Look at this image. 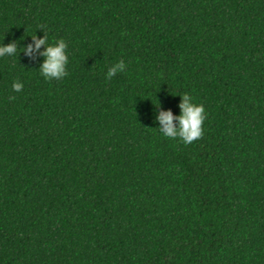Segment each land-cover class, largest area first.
Instances as JSON below:
<instances>
[{
  "label": "trees",
  "instance_id": "trees-1",
  "mask_svg": "<svg viewBox=\"0 0 264 264\" xmlns=\"http://www.w3.org/2000/svg\"><path fill=\"white\" fill-rule=\"evenodd\" d=\"M41 27L61 79L22 52ZM12 40L0 264H264V0H0ZM185 93L207 112L190 144L155 121Z\"/></svg>",
  "mask_w": 264,
  "mask_h": 264
},
{
  "label": "clouds",
  "instance_id": "clouds-1",
  "mask_svg": "<svg viewBox=\"0 0 264 264\" xmlns=\"http://www.w3.org/2000/svg\"><path fill=\"white\" fill-rule=\"evenodd\" d=\"M39 30L44 35L42 37H37L36 34L31 36L34 43L22 47V52L28 57H32L34 53H39V56L43 58L39 67V73L45 80L61 79L67 76V65L69 64L67 42L61 38L49 43L48 35L43 27ZM42 46L43 51H40ZM17 49L18 44L16 40H12L6 45L0 44V58L15 56ZM126 69V63L120 60L108 68L106 79L110 80L116 74L125 72ZM12 88L14 91L20 92L23 89V83L16 81L13 83ZM179 96L180 114L174 116L170 109L159 111L155 115V121L159 125L156 128L165 138L172 140L179 139L184 144H190L202 137V125L206 119L207 112L204 105L196 103L191 95L185 93ZM159 107L160 105L157 108Z\"/></svg>",
  "mask_w": 264,
  "mask_h": 264
}]
</instances>
